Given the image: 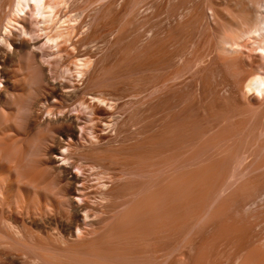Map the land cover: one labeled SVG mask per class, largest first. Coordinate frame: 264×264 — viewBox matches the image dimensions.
I'll return each mask as SVG.
<instances>
[{
    "label": "rangeland",
    "instance_id": "1",
    "mask_svg": "<svg viewBox=\"0 0 264 264\" xmlns=\"http://www.w3.org/2000/svg\"><path fill=\"white\" fill-rule=\"evenodd\" d=\"M7 2L0 0V15ZM57 9L54 29L68 34L72 26L63 21L71 18V36L59 49L48 42L36 50L49 78L71 85L64 93L83 89L59 98L86 127L88 139L76 140L70 161L95 192L85 199L99 210L96 227L118 231L115 247L129 263L139 254L147 264H264V93L248 87L264 77V26L255 24L264 0H60ZM14 32L19 40L21 31ZM80 54L94 63L84 81L66 73ZM18 67L15 60L8 70ZM51 89L45 84L41 94ZM48 109L44 118L61 116ZM46 164L45 177L58 179ZM153 187L154 241L142 235L148 218L130 216ZM1 229L10 232L0 218ZM0 264H9L2 253Z\"/></svg>",
    "mask_w": 264,
    "mask_h": 264
},
{
    "label": "bare ground",
    "instance_id": "2",
    "mask_svg": "<svg viewBox=\"0 0 264 264\" xmlns=\"http://www.w3.org/2000/svg\"><path fill=\"white\" fill-rule=\"evenodd\" d=\"M59 3L60 0H8L7 7H5L6 12L0 15V218L2 223L10 229V232L0 230V253L8 259L9 264H147L146 258L143 259L147 256L139 254L132 256L133 262L129 263L130 255L125 256V253L116 249L120 245H115L119 239L118 234H114L115 230L112 233L107 228V231L101 232L100 228L96 227L99 210L95 204L85 199L95 192H88L89 187L85 179L78 174L79 172L72 170L75 164L70 161L71 149L78 145L75 144L77 139H88V137L85 135L86 127L70 114L71 108H68L69 104L66 105L62 97L70 99L69 96L80 93L81 89L73 86V90L64 93L63 89H68L71 85L51 80L46 72L47 67L36 50L38 45L42 48L41 43L48 42L59 49L62 41L65 37L67 38L66 35L70 37L75 28L73 26L75 23L71 24L73 19L69 18L63 21V23L68 22L70 27L72 26V29L67 26V29H71L68 34L61 25L54 29V24L59 19L57 9ZM2 5L4 4H1L0 8ZM260 15L256 16V29L261 25L264 26V16ZM28 17H32L33 20L30 21ZM15 28L21 31L19 40H12V37H15ZM38 31L44 32L43 39H39ZM23 35H29L35 40L34 43H30ZM42 57H45V54H42ZM75 58L74 69L67 67L66 73L69 72L82 81L93 68V59L90 54H80ZM15 60H18L19 67L16 73H10L8 70L10 63ZM63 68L66 71V67ZM45 84L52 85V89L49 93L42 95L41 91ZM248 87L264 93V77L256 76L251 79ZM34 90L38 92L35 97L32 96ZM59 95L62 97L59 98ZM96 96L93 95V99ZM81 100L82 98L80 102ZM46 102L49 104L45 105ZM28 104L31 112L29 116L26 115ZM45 107L49 108L46 111L50 114L54 113V110L51 112L50 108H57V110L59 108L62 114L60 113L61 116L57 114L56 118L50 116L44 118L42 114L45 111L42 113V110ZM93 108L90 111L91 117L96 115L97 109ZM59 122L63 124L62 127L56 126ZM79 125L82 126L81 129ZM88 132L87 135H89ZM49 142L52 145L48 148L47 143ZM155 153L154 156L158 153L156 149ZM151 159L154 161L152 156ZM137 160L141 162L142 156ZM60 161L64 163L60 164ZM45 163L59 171L58 179L57 176L56 179L54 176L51 180L45 177V165L43 166ZM78 170L85 173L81 167H78ZM63 180L66 182L65 186H61ZM155 187L148 189L150 196L143 194L145 198L138 197L142 198L139 199L142 211L137 212L139 209L137 204L136 209L132 208L136 212L129 214L132 221H137V218L140 221L141 216L148 218L149 225L144 224L147 227L142 225L144 227H142V232L146 229L142 235H146L147 232L148 237L146 235L145 238L152 239V241L156 237L155 223L158 222L156 221L158 219L156 218L158 214L156 213L158 208L156 198L159 195L157 196ZM102 195H106V192ZM144 221L137 223L141 226ZM123 223L120 222L118 227ZM132 225L131 229H133ZM135 227L138 228V225L134 226V229ZM142 228L140 227V230ZM133 231H131L132 234ZM123 232L119 233L120 238L125 237ZM136 238L135 236L134 241ZM149 254L153 255V253ZM155 260L156 258L154 262Z\"/></svg>",
    "mask_w": 264,
    "mask_h": 264
}]
</instances>
